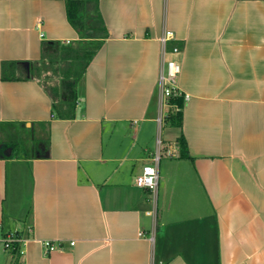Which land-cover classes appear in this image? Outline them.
I'll return each instance as SVG.
<instances>
[{"label": "crops", "instance_id": "crops-1", "mask_svg": "<svg viewBox=\"0 0 264 264\" xmlns=\"http://www.w3.org/2000/svg\"><path fill=\"white\" fill-rule=\"evenodd\" d=\"M86 7L107 36L78 82L74 116L56 118L24 62L82 31L64 0H0V264H264V0ZM165 30L175 38L163 53ZM163 56L181 65V127L168 124L175 103L158 98ZM163 119L175 133L163 134ZM20 134L33 139L12 155ZM35 138L48 141L47 157L31 155ZM156 153L153 194L135 176ZM12 233L17 251L3 245ZM45 239L61 249L44 254Z\"/></svg>", "mask_w": 264, "mask_h": 264}, {"label": "trees", "instance_id": "trees-1", "mask_svg": "<svg viewBox=\"0 0 264 264\" xmlns=\"http://www.w3.org/2000/svg\"><path fill=\"white\" fill-rule=\"evenodd\" d=\"M66 14L69 22L82 31V39L74 42L68 41L66 44L50 41L44 42L41 60L29 65V75L41 79L42 71L52 70L58 80L54 84H48L42 78L43 86L52 100V115L56 118H72L74 108L78 102L77 85L82 77L85 68L93 57L95 51L107 36V29L99 16L97 8H93V14L87 12L86 6L92 0H64ZM8 62L1 65L2 78H9L7 75ZM170 103H175L176 109L167 114L169 124L181 127L183 96L177 95L169 99ZM44 143V148L38 145ZM180 157H189L187 145L182 135L177 137ZM25 152V151H23ZM32 156L44 158L48 156V141H37L33 147ZM22 153L14 146L12 155L19 156ZM26 153V152H25ZM13 250L17 251L18 242L12 243Z\"/></svg>", "mask_w": 264, "mask_h": 264}, {"label": "built area", "instance_id": "built-area-1", "mask_svg": "<svg viewBox=\"0 0 264 264\" xmlns=\"http://www.w3.org/2000/svg\"><path fill=\"white\" fill-rule=\"evenodd\" d=\"M175 35L172 30H165V32L159 37L161 42L163 53H165V45L168 40L174 39ZM172 52L179 53L180 50L177 46L172 47ZM181 71V65L177 60L171 58H162L160 64V72L157 81L158 98L160 103H166L171 97L177 95H183L184 100L188 98L187 95L181 94L176 89V79ZM160 120V117L158 118ZM159 154L156 153L151 163L144 164L140 172L135 176V184L139 187H146L153 194L156 192L158 174H157V163ZM17 241V236L14 233L6 236L3 240L5 249H13L12 243ZM73 244L72 242H70ZM43 253L47 254L50 251L61 249L59 244L54 243L51 240L45 239L41 241Z\"/></svg>", "mask_w": 264, "mask_h": 264}, {"label": "rangeland", "instance_id": "rangeland-1", "mask_svg": "<svg viewBox=\"0 0 264 264\" xmlns=\"http://www.w3.org/2000/svg\"><path fill=\"white\" fill-rule=\"evenodd\" d=\"M42 78H45L46 80H47V82H48V84H54V83H56L57 82V80H58V76H56V74L52 71V70H49V71H42L41 72V79ZM163 118H164V116H163ZM165 122H164V119H163V122H162V125L163 126H165V124H164ZM169 124V123H168ZM170 125V124H169ZM167 128H168V130L170 131V133L172 132H174L175 133V130L176 129H172V128H170V127H166L165 126V128L163 129V134H164V132H165V130H167ZM27 133L29 134V135H31V133H30V131H28L27 130ZM37 134L35 133V136H36ZM162 135V134H161ZM32 139L33 138H31V136H26V135H24V134H20V138H18L17 139V144H16V147L20 150V152L21 151H28V148H27V146H29L30 145V141H32ZM37 143V139L35 138L34 140H33V144L35 145Z\"/></svg>", "mask_w": 264, "mask_h": 264}, {"label": "water", "instance_id": "water-1", "mask_svg": "<svg viewBox=\"0 0 264 264\" xmlns=\"http://www.w3.org/2000/svg\"><path fill=\"white\" fill-rule=\"evenodd\" d=\"M25 66L27 69H29V63L28 62H24Z\"/></svg>", "mask_w": 264, "mask_h": 264}]
</instances>
